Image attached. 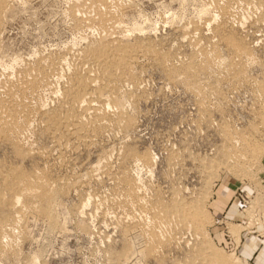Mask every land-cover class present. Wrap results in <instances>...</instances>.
I'll return each mask as SVG.
<instances>
[{
    "label": "rangeland",
    "instance_id": "1",
    "mask_svg": "<svg viewBox=\"0 0 264 264\" xmlns=\"http://www.w3.org/2000/svg\"><path fill=\"white\" fill-rule=\"evenodd\" d=\"M75 1H0L2 68L26 65L62 91L26 99L23 136L0 133V264H205V254L216 264L211 250L255 264L257 252L245 260L239 249L264 236V0H119L127 32L108 38L84 26ZM84 94L92 104L77 102ZM64 116L82 124L62 126ZM224 196L230 215L215 205ZM180 205L190 229L173 221Z\"/></svg>",
    "mask_w": 264,
    "mask_h": 264
},
{
    "label": "bare ground",
    "instance_id": "2",
    "mask_svg": "<svg viewBox=\"0 0 264 264\" xmlns=\"http://www.w3.org/2000/svg\"><path fill=\"white\" fill-rule=\"evenodd\" d=\"M0 1H2V0H0ZM4 1V0H3ZM77 1V0H76ZM75 1V2H76ZM223 1V0H222ZM220 2V3H223V2ZM232 1V0H231ZM239 1V0H238ZM118 2H119V0H81L79 3H78V1H77V3H78V9H76L75 10V12H76V14L78 15V16H80L78 19H80V21L82 22V23H84V26H86V28H92V29H94V31H96L98 34H100L101 35V37L102 38H108L109 36H111L112 34H114V33H119V34H124V32H127V31H123L122 30V28H121V26H120V24H119V22H118V20L119 19H122V18H119L118 20H117V16H116V14H115V12L117 13V9L116 10H114V9H112L114 6H116L117 4H118ZM249 2V1H248ZM252 2V1H251ZM256 1H254V3H255ZM5 3V2H4ZM73 3V2H72ZM125 3H127V2H125ZM124 3V4H125ZM209 3V2H208ZM230 3V2H229ZM231 3H233V1L231 2ZM235 3V2H234ZM240 3V2H239ZM250 3V2H249ZM120 4V3H119ZM124 4H122L123 6H124ZM128 4V3H127ZM130 4V3H129ZM206 4V3H205ZM224 4H226V3H224ZM241 4V3H240ZM246 4V3H245ZM252 4V3H251ZM259 4H261V2L259 3ZM3 5H5V4H3ZM71 5V4H70ZM74 5V4H73ZM207 5V4H206ZM205 5V6H206ZM212 5V4H211ZM220 5H222V4H220ZM120 6V5H119ZM128 6V5H127ZM207 6H210V5H207ZM206 6V7H207ZM218 6V5H217ZM216 6V7H217ZM234 6H236V5H234ZM238 6H240V5H238ZM242 6V5H241ZM240 6V7H241ZM254 6H257V8H258V5H254ZM261 6H262V4H261ZM2 7H4V6H2ZM75 7V6H74ZM72 8V9H75V8H77V5H76V7L75 8ZM103 7V8H102ZM117 7H118V5H117ZM121 7V6H120ZM223 7H225L224 5H223ZM239 7V8H240ZM245 8L247 7V6H244ZM122 8V7H121ZM121 8H119V9H121ZM209 7H207L206 9L207 10H205V11H208L209 9H208ZM211 8V7H210ZM231 8H232V6H231ZM238 8V7H237ZM249 8H250V5H249ZM259 8H261L260 6H259ZM259 8H258V12H259ZM0 9H1V7H0ZM72 9L70 10V11H72ZM217 9V8H216ZM219 9H220V6H219ZM241 9V8H240ZM255 9H256V7H255ZM226 10H227V8H226ZM233 10H236V9H233ZM239 10V9H238ZM242 11H243V8L241 9ZM245 10V9H244ZM69 11V10H68ZM115 11V12H114ZM122 11V10H121ZM120 11V12H121ZM205 11H204V13H205ZM215 11V10H214ZM220 11V10H219ZM223 11V10H222ZM231 11V10H230ZM246 11H247V9H246ZM253 11V10H252ZM260 11H262V9L260 10ZM123 12V11H122ZM213 12V11H212ZM215 12H217V11H215ZM221 12V11H220ZM248 12H250V11H248ZM218 13V12H217ZM231 13V12H230ZM235 13H237L236 11H235ZM233 14V15H237V14ZM247 13V12H246ZM251 13V12H250ZM249 13V14H250ZM255 13H257L256 11H255ZM71 14V13H70ZM75 14V15H76ZM219 14V13H218ZM238 14H240V13H238ZM259 14H261V12L259 13ZM258 14V15H259ZM72 15V14H71ZM76 15V16H77ZM215 16L214 17H216L217 18V14L215 13L214 14ZM217 15V16H216ZM245 15V14H244ZM247 15V14H246ZM252 15H254L253 14V12H252ZM201 16V15H200ZM203 16V15H202ZM220 16V15H219ZM248 16V15H247ZM249 16H251V15H249ZM255 16V15H254ZM227 17V16H226ZM235 17V16H234ZM233 17V18H234ZM237 17V16H236ZM235 17V18H236ZM243 16H241V18H242ZM256 17V16H255ZM1 18V17H0ZM220 18V17H219ZM224 18V17H223ZM234 18V19H235ZM246 18V17H245ZM249 18V17H248ZM251 18V17H250ZM70 19V18H69ZM74 19H76V18H74ZM77 19V20H78ZM203 19V18H202ZM232 19V18H231ZM243 19V18H242ZM241 19V20H242ZM71 20V19H70ZM226 20V19H225ZM244 20V19H243ZM200 21V20H199ZM219 21H221V20H219ZM240 21V20H239ZM238 21V22H239ZM80 22V23H81ZM120 22H121V20H120ZM79 23V24H80ZM204 23V22H203ZM240 23H242V22H240ZM77 24V23H76ZM75 24V25H76ZM207 24V23H206ZM80 26V25H79ZM82 26V25H81ZM83 26V27H84ZM77 27V26H76ZM124 27H125V25H124ZM123 27V28H124ZM78 28V27H77ZM84 29V30H87V29ZM80 29H82V28H80ZM90 29H88V30H90ZM139 29V28H138ZM137 28H136V30H138ZM140 30V29H139ZM130 31V30H129ZM90 32H91V30H90ZM97 33L95 34L96 35V37L98 36L97 35ZM128 34V33H127ZM126 34V35H127ZM116 35V34H115ZM118 36V35H117ZM128 36V35H127ZM100 37V36H99ZM99 37H98V39H99ZM122 37V36H121ZM116 39V38H115ZM114 40V38H112V41ZM97 41V40H96ZM99 41H100V39H99ZM115 41L116 40H114V43H115ZM111 42V41H110ZM100 43V42H99ZM98 43V44H99ZM101 43H103V41L101 42ZM107 44L109 43V42H106ZM105 43V44H106ZM104 44V43H103ZM119 44V43H118ZM228 44H230V43H228ZM231 45V44H230ZM107 46V45H106ZM110 46H112V45H110ZM200 46H201V44H200ZM232 46V45H231ZM96 48H97V45L95 46ZM198 46H196L195 48H197ZM239 47V46H238ZM238 47H237V49H238ZM108 48V47H107ZM107 48H105V49H107ZM110 48V47H109ZM199 48V47H198ZM147 49V48H146ZM235 49V48H234ZM92 50V49H91ZM142 50V49H141ZM240 50H241V48H240ZM239 50V51H240ZM92 51H94V50H92ZM96 51V50H95ZM130 51V50H129ZM134 51H136V50H134ZM230 51H231V49H230ZM237 51V50H236ZM87 52V51H86ZM101 52V51H100ZM244 52V51H243ZM242 52V53H243ZM68 53V52H67ZM89 54H90V52H88ZM94 53V52H93ZM95 53H97V51L95 52ZM103 53V52H102ZM115 53V52H114ZM130 53V52H129ZM134 53V52H133ZM139 53V52H138ZM147 53V52H146ZM150 53H152V52H150ZM238 53H240V52H238ZM91 54H92V52H91ZM99 54V53H98ZM148 54V53H147ZM245 54V53H244ZM80 55V54H79ZM82 55V54H81ZM84 55V54H83ZM88 55V54H87ZM97 55V54H96ZM107 55V54H106ZM209 55V54H208ZM243 55V54H242ZM95 55H93V57H94ZM99 56V55H98ZM206 56V55H205ZM241 56V55H240ZM244 56V55H243ZM246 56V55H245ZM236 57V56H235ZM47 58V57H46ZM45 58V59H46ZM51 58H53V57H51ZM81 58V57H80ZM88 58H90V55L88 56ZM103 58V57H102ZM111 58V57H110ZM202 58V57H201ZM210 58V57H209ZM41 59H43V58H41ZM54 59V58H53ZM56 59V58H55ZM54 59V60H55ZM83 59V58H82ZM82 59H80L81 61H83ZM87 59V58H86ZM86 59H85V62H86ZM116 59V58H115ZM123 59V58H122ZM127 59V58H126ZM206 59V58H205ZM40 60V59H39ZM47 60H48V58H47ZM47 60H46V62H47ZM76 60H78V61H80L79 59H76ZM89 60V59H88ZM109 60V59H108ZM127 60H129V59H127ZM243 60V59H242ZM53 61V60H52ZM60 61V60H59ZM58 61V62H59ZM126 60H124V62H125ZM132 61V60H131ZM199 61H201V60H199ZM24 62V61H23ZM38 62V61H37ZM41 62H42V60H41ZM46 62H45V64H46ZM48 62H50V61H48ZM47 62V63H48ZM57 62V61H56ZM63 62V61H62ZM88 62V61H87ZM99 62H100V59H99ZM115 62V61H114ZM122 62V61H121ZM120 62V63H121ZM196 62V61H195ZM205 62V61H204ZM204 62L202 61V65L204 64ZM1 63V62H0ZM9 63V62H8ZM19 63H21V62H19ZM53 63V62H52ZM51 63V64H52ZM54 63H55V61H54ZM53 63V64H54ZM61 63V62H60ZM60 63H59V65H60ZM105 63H108V62H106V60H105ZM110 63V62H109ZM112 63V62H111ZM126 63H129V62H127L126 61ZM199 63H201V62H199ZM198 63V64H199ZM16 64H17V62H16ZM16 64L14 63V66H16ZM25 64V63H24ZM29 65H31L30 63H28ZM27 64V65H28ZM40 64V63H39ZM42 64V63H41ZM40 64V65H41ZM62 64V63H61ZM82 64V63H81ZM84 64H87V63H84ZM96 64V63H95ZM133 64V63H132ZM197 64V65H198ZM36 65V64H35ZM58 65V66H59ZM75 66H76V64H74ZM83 65V64H82ZM123 65V64H122ZM192 65V64H191ZM12 66V65H11ZM23 66H25V68L23 69V73H14L13 71L17 68H14V70L13 69H11L10 70V68L8 67V69L5 67L4 69L2 68V66L0 65V76H1V74L3 73V75H4V78H3V80H0V92H2V93H6L3 97L2 96H0V133H2V134H10L12 137H19L21 134H22V132H23V130L24 129H26L25 127H27L29 124H28V121L27 120H25V116H26V119H30V118H32L31 116L33 115V112H34V110H31V108H29V104H27V101H26V99L28 100V98H30L31 100L32 99H35V100H41V98L43 97V95L47 92L48 94L49 93H54V92H60L59 91V87L58 86H60V85H58L57 87L58 88H56V89H58V90H55V89H53L52 87H54L53 85L52 86H50V84L52 83V82H48L47 80L49 79V77L48 76H42L44 73L43 72H45V71H43L42 73V75L41 74H39L37 71V69H38V67H35L34 65V68H37L36 70L37 71H34V70H30V69H28L27 67H26V65H23ZM39 66V65H38ZM50 66H52L53 67V65H50ZM56 66H57V64H56ZM83 66H85V65H83ZM82 66V67H83ZM112 66H115V65H112ZM193 66V65H192ZM4 67V66H3ZM21 67V66H20ZM42 67V66H41ZM197 67V66H196ZM200 67H203V66H200ZM12 68V67H11ZM19 68V67H18ZM43 68H44V66H43ZM76 68V67H75ZM84 68V67H83ZM94 68V67H93ZM92 68V69H93ZM117 68V67H116ZM125 68V67H124ZM129 68V67H128ZM187 68V67H186ZM22 69V68H21ZM33 69V68H32ZM78 69H80L81 70V67L80 68H78ZM194 69V68H193ZM199 69H201V68H198L197 70H199ZM13 70V71H12ZM39 70H40V67H39ZM48 70V69H47ZM76 70H77V68H76ZM80 70H77V71H80ZM84 70H86V69H84ZM17 71V70H16ZM83 71V70H82ZM117 71H119V70H117ZM188 71V70H187ZM194 71V70H193ZM18 72H20V71H18ZM55 72V71H54ZM53 72V73H54ZM57 72H58V70H57ZM61 72V71H60ZM72 72H75V71H72ZM71 72V73H72ZM92 72V71H91ZM191 72H192V70H191ZM195 72V71H194ZM49 73V72H48ZM59 73V72H58ZM62 73V72H61ZM70 73V74H71ZM80 73V72H79ZM125 73H126V71H125ZM189 73H190V71H189ZM193 73V72H192ZM46 74V73H45ZM57 74V73H56ZM81 74V73H80ZM90 74H92V73H90ZM116 74V73H115ZM2 75V76H3ZM50 76H51V72H50V74H49ZM53 75V74H52ZM60 74H58V76H59ZM65 75V74H64ZM57 76V77H58ZM63 76V75H62ZM74 76V75H73ZM126 76V75H125ZM66 77V76H65ZM65 77H64V80H65ZM68 77V76H67ZM85 77V76H84ZM124 77V76H123ZM51 78V77H50ZM56 78V77H55ZM69 78H70V76H69ZM90 78V77H89ZM89 78H88V80H89ZM95 78V77H94ZM52 79H53V77H52ZM59 78H57V80H58ZM75 79H77V76H76V78ZM80 79V78H79ZM81 79H82V77H81ZM87 79V78H86ZM51 80V79H50ZM54 80H56V79H54ZM60 80H62L61 78H60ZM59 80V81H60ZM72 80V79H71ZM70 80V81H71ZM83 80V79H82ZM126 80V79H125ZM63 81V80H62ZM94 81V79H93V77H91V79L88 81V84H91L92 82ZM53 82H55V81H53ZM57 82V81H56ZM77 82V81H76ZM79 82V81H78ZM35 83V85H36V83H39V84H37L38 86H35V87H33L32 85ZM50 83V84H49ZM58 83V82H57ZM56 83V84H57ZM71 83V82H70ZM73 83V82H72ZM71 83V84H72ZM102 83H104V81L102 82ZM119 83V82H118ZM54 84V83H53ZM59 84V83H58ZM82 84V83H81ZM93 84V83H92ZM106 84V83H105ZM61 85H63V84H61ZM68 85V84H67ZM73 85V84H72ZM114 85V84H113ZM29 86H32L33 88L32 89H30V90H28L30 87ZM70 86V85H69ZM84 86H85V84H84ZM97 86V85H96ZM103 86V85H102ZM110 86V85H109ZM74 87V86H73ZM82 87V86H81ZM55 88V87H54ZM62 89H63V86H62ZM99 89V88H98ZM93 91V90H92ZM102 91V90H101ZM112 91V90H111ZM114 91V90H113ZM257 91V90H256ZM58 92L57 93H55V94H58ZM91 92V91H90ZM94 92V91H93ZM104 92V91H103ZM61 93V95H62V91L60 92ZM258 94V93H257ZM47 95V94H46ZM50 95V94H49ZM60 95V96H61ZM66 95V94H65ZM71 95V94H70ZM88 95V94H87ZM87 95H82V96H80L79 97V101H77L79 104H83L85 101H88V102H92V99L90 98V97H87ZM91 95H93L92 93H91ZM105 95V97L104 98H108V94L106 95V94H104ZM264 95V94H263ZM53 96H55V95H53ZM72 96V95H71ZM45 97V96H44ZM66 97V96H65ZM78 97V96H77ZM99 97H101V96H99ZM47 98V97H46ZM49 98V97H48ZM64 98V97H63ZM62 98V99H63ZM67 98H70V97H68L67 96ZM101 98H103V97H101ZM110 98V97H109ZM115 98V97H114ZM259 99H260V97H258ZM29 99V100H30ZM43 99V98H42ZM51 99V98H50ZM65 99V98H64ZM49 100V99H48ZM70 100H71V98H70ZM94 100V99H93ZM99 101H100V99H98ZM264 100V99H263ZM42 101H45V99L44 100H42ZM32 102V101H31ZM30 102V103H31ZM37 102V101H36ZM66 102V101H65ZM71 102V101H70ZM96 102V101H95ZM43 103V102H42ZM107 103V102H106ZM40 104V103H39ZM92 104V103H91ZM95 105H97V104H95ZM103 105H105V103H103ZM106 105H108V104H106ZM105 105V106H106ZM116 105V104H115ZM114 105V106H115ZM32 106V105H31ZM38 106V105H37ZM65 106V105H64ZM89 106V105H88ZM100 106V105H99ZM102 106V105H101ZM113 106V105H112ZM20 107H22V108H20ZM36 107V106H35ZM39 107V106H38ZM81 106H79L78 108H80ZM84 107V106H83ZM110 107H111V105H110ZM109 107V108H110ZM19 108H20V110H19ZM92 108V107H91ZM94 108V107H93ZM96 108V107H95ZM94 108V109H95ZM106 108H108V107H106ZM108 108V110H110ZM18 109V110H17ZM22 109V110H21ZM32 109H34V108H32ZM39 109H41V107L39 108ZM60 109H62V108H60ZM66 109V108H65ZM68 109V108H67ZM84 109V108H83ZM98 109V108H97ZM76 110H78L77 109V107H76ZM90 111L92 110V109H89ZM88 110V112H90ZM99 111V110H98ZM97 111V112H98ZM106 112H107V109L105 110ZM110 111H112V109L110 110ZM71 112V111H70ZM95 112H96V110H95ZM102 112V111H101ZM32 114V115H30L29 117L30 118H28L27 116L29 115V114ZM36 113V112H35ZM38 113V112H37ZM36 113V114H37ZM42 113V112H41ZM54 113V112H53ZM52 113V114H53ZM65 113V112H64ZM104 113V112H103ZM110 113V112H109ZM71 115H72V113H70ZM78 114V113H77ZM88 114V113H87ZM63 115H65V114H63ZM67 115V114H66ZM94 115V114H93ZM101 115L102 114H100L99 116L101 117ZM54 116V115H53ZM58 116V115H57ZM23 117V118H22ZM59 117H60V115H59ZM58 117V118H59ZM65 117V116H64ZM63 117V118H64ZM78 117H81V116H78ZM83 117V116H82ZM85 117V116H84ZM83 117V118H84ZM96 117V116H95ZM21 118L23 119L22 121H21ZM34 118V117H33ZM54 118H55V116H54ZM99 118V117H98ZM102 118V117H101ZM104 118V117H103ZM46 119H48V118H46ZM60 119V118H59ZM81 119V118H80ZM86 119V118H85ZM84 119V120H85ZM89 119V118H88ZM91 119V118H90ZM90 119H89V122H91L90 121ZM97 119V118H96ZM100 119V118H99ZM32 120V119H31ZM49 120V119H48ZM82 120V119H81ZM81 120H79V118H72V116H71V118L70 117H65L64 119H63V123L64 124H62L61 122V119H60V121L61 122H59V124L61 123V125L62 126H69V125H71V124H74L75 122H78V124L80 123V121ZM101 120H104V119H101ZM86 121V120H85ZM93 121V120H92ZM98 121V120H97ZM96 121V122H97ZM45 122V121H44ZM103 122H105V121H103ZM54 123V122H53ZM101 123V122H100ZM28 124V125H27ZM78 124H76V125H78ZM80 124H82V123H80ZM54 125V124H53ZM83 125H85V123L83 124ZM82 125V126H83ZM43 126H44V124H43ZM55 126V125H54ZM59 126V125H58ZM88 126V125H87ZM92 126H94V125H92ZM97 126V125H96ZM53 127V126H52ZM76 127V126H75ZM74 127V125H73V128H75ZM90 127V126H89ZM95 127V126H94ZM48 128V127H47ZM55 128H56V126H55ZM72 128V127H71ZM79 128H80V126H79ZM49 129H51V128H49ZM62 129H64V128H62ZM70 129V128H69ZM76 129V128H75ZM81 129V128H80ZM79 129V130H80ZM88 129H90V128H88ZM92 129V128H91ZM91 129H90V132H91ZM68 130V129H67ZM71 130V129H70ZM83 130H86V129H83L82 128V131ZM58 131V130H57ZM60 131V130H59ZM58 131V132H59ZM69 131V130H68ZM77 129H76V131H70V132H68L69 133V136L71 135H77ZM92 131H93V129H92ZM67 132V131H66ZM55 133H56V131H55ZM61 133V132H60ZM65 133V132H64ZM23 134H25V133H23ZM23 134L21 135V136H23ZM53 134V133H52ZM9 135V136H10ZM62 135H63V132H62ZM3 136V135H2ZM66 136H67V134H66ZM79 136V135H78ZM226 136V135H225ZM81 137V136H80ZM11 138V137H10ZM22 138V137H21ZM20 138V139H21ZM58 138V137H57ZM61 138V137H60ZM64 138V137H63ZM226 138V137H225ZM228 138V137H227ZM66 139V138H65ZM22 140H23V138H22ZM54 140V139H53ZM14 141V140H13ZM17 141V140H16ZM63 141V140H62ZM229 141H230V139H229ZM232 141V140H231ZM230 141V142H231ZM20 142V141H19ZM235 142V141H234ZM233 144V143H232ZM238 144V143H237ZM250 144V143H249ZM248 144V145H249ZM252 147V146H251ZM250 151V150H249ZM230 154V153H229ZM233 158V157H232ZM143 159V158H142ZM229 159V158H228ZM138 161V160H137ZM142 162H144V160H142ZM146 162V161H145ZM227 162V161H226ZM233 162H235V160L233 161ZM147 164V162L145 163V165ZM14 181H15V179H13ZM25 182V181H24ZM39 182V181H38ZM43 182V181H42ZM3 183V182H2ZM37 183V182H36ZM4 184H5V179H4ZM44 184V183H43ZM47 184V183H46ZM37 185H38V183H37ZM2 186V185H1ZM6 186V185H5ZM48 186V185H47ZM7 187V186H6ZM133 191V190H132ZM135 192H136V194H137V191L136 190H134ZM24 192H27V191H24ZM24 192H22V194L24 193ZM132 193V192H131ZM134 193V192H133ZM30 194H32V193H30ZM35 194H37L36 192H35ZM138 194H139V191H138ZM137 194V195H138ZM39 195V194H38ZM38 195H33L32 197H37ZM133 196H134V194H132ZM23 196H26V195H24L23 194ZM29 195H28V192H27V196L26 197H28ZM207 197V196H206ZM29 198V197H28ZM30 198H31V196H30ZM200 199V198H199ZM202 199H203V197H202ZM15 202H17V201H15ZM144 202V201H143ZM145 203V202H144ZM199 203V202H198ZM203 203V202H202ZM17 204V203H16ZM197 204V203H196ZM205 204V203H204ZM204 204H199L200 206H202V205H204ZM191 205V204H190ZM198 205V206H199ZM143 206V205H142ZM199 206V207H200ZM14 207H15V205H14ZM144 208V207H143ZM197 208V207H196ZM157 209V208H156ZM156 209H154L155 211H157ZM199 209V208H198ZM200 209H202V208H200ZM143 210V209H142ZM162 209H160L159 211H161ZM171 210H173V209H171ZM194 211V210H193ZM162 212H163V210H162ZM197 212V211H196ZM195 212V213H196ZM155 213V212H154ZM173 217H174V219L175 220H173L174 222H176V224H177V226L178 225H183L184 226V228H189L190 227V225L191 224H193V220H192V217H193V212L191 211V209H189L188 207H186V206H178L177 208H174V210H173ZM147 214V213H146ZM159 214V213H158ZM145 216V215H144ZM18 217V216H17ZM194 217H195V214H194ZM197 217V216H196ZM20 218V217H19ZM18 218V219H19ZM152 219V218H151ZM153 219H155V218H153ZM194 219V218H193ZM9 221V220H8ZM15 222V221H14ZM199 222V221H198ZM8 223H10V222H8ZM158 223H160V222H158ZM5 224H7V223H4L3 225H5ZM157 224V223H156ZM155 223H154V225H156ZM202 224V223H201ZM2 225V226H3ZM12 225H15V223L14 224H12ZM18 225V224H17ZM17 225H15V226H17ZM20 225V224H19ZM160 225H163V226H165L164 225V223L163 224H160ZM172 225H174V224H172ZM171 225V226H172ZM195 225V224H194ZM1 226V225H0ZM6 226V225H5ZM157 226H159V225H157ZM163 226H161V227H163ZM175 226V225H174ZM173 226V227H174ZM182 226V227H183ZM186 226V227H185ZM193 226V225H192ZM4 227V226H3ZM12 227V226H11ZM10 226H9V228L10 229H12L13 228V230H14V227H12L11 228ZM18 227H20V226H18ZM145 227L147 228V225H145ZM149 227V226H148ZM155 227V226H154ZM172 227V228H173ZM180 227V226H179ZM193 227H195L196 229H197V227L196 226H193ZM204 227V226H203ZM2 228V227H1ZM5 228H7V227H5ZM164 228H166V227H164ZM191 228V227H190ZM189 228V229H190ZM8 229V228H7ZM145 229V228H144ZM143 229V230H144ZM154 229L155 228H153V231H154ZM173 229H175V228H173ZM188 229V230H189ZM9 230V229H8ZM19 230V229H18ZM148 230V229H147ZM151 230V229H150ZM149 230V231H150ZM199 230V229H198ZM1 231H3V229H1ZM10 231V230H9ZM17 231V230H16ZM16 231H14L13 233H15ZM149 231H147V232H149ZM12 232V231H11ZM146 231H145V233H147ZM3 233V232H2ZM149 233H152V230H151V232H149ZM154 233V232H153ZM152 233V234H153ZM16 235H18V233H15ZM15 234H13V235H15ZM196 234V233H195ZM3 235V234H2ZM5 235H7V234H5L4 233V235L3 236H5ZM150 235V234H149ZM197 236V235H196ZM6 237V236H5ZM15 237V236H14ZM19 237V236H18ZM198 237V236H197ZM1 238H3L2 236H1ZM15 238H17V237H15ZM149 238V237H148ZM199 238V237H198ZM197 238V239H198ZM203 238V237H202ZM9 239H11V238H9ZM2 240H4L3 242H5L6 240H5V238H3V239H1L0 240V242L2 243ZM8 240V239H7ZM15 240V239H14ZM16 240H18V239H16ZM15 240V241H16ZM150 240V239H149ZM13 241V240H12ZM14 241V242H15ZM9 242V241H8ZM17 242V241H16ZM201 242V241H200ZM206 242V241H205ZM10 243V242H9ZM207 243V242H206ZM4 244H7V243H4ZM4 244H2L3 246H5ZM11 244V243H10ZM14 244H16V243H14ZM13 245V244H12ZM205 245V244H204ZM204 245H203V247H204ZM7 247H10V245L9 246H7ZM7 247H6V250H7ZM207 247V246H206ZM205 247V248H206ZM9 249V248H8ZM207 250L209 249V247L208 248H206ZM206 249H202L201 251H205ZM5 251V250H4ZM9 250H7V252H8ZM1 253H3V255H5V253L2 251ZM200 254H202V252L200 253ZM203 254H204V252H203ZM211 254H213V257L216 259V264H230V260H228L227 258H225V257H222V256H220L219 255V253H216V252H214V251H212L211 250ZM6 255H7V253H6ZM205 255H207V254H205ZM205 255H202L201 257H200V261L202 262V263H205V264H214L213 263V261H212V259L211 258H208L207 256H205ZM192 262V261H191ZM190 262V263H191ZM186 264V263H185Z\"/></svg>",
    "mask_w": 264,
    "mask_h": 264
},
{
    "label": "crops",
    "instance_id": "3",
    "mask_svg": "<svg viewBox=\"0 0 264 264\" xmlns=\"http://www.w3.org/2000/svg\"><path fill=\"white\" fill-rule=\"evenodd\" d=\"M220 204H224L220 214L223 213V211H228V210L229 211L227 212V215L232 214L233 209L230 208V206L227 208V210L225 209L228 204V199H226L225 196L219 197V200H217V203H215L217 207ZM235 224L240 225L238 223ZM241 233L242 231L239 233V238H241ZM243 239L244 241L243 242L241 241L242 243L240 244L239 251L241 255L244 256L245 260H248L250 257L252 258L253 255L257 252L254 257L255 264H264V236L258 233L257 235L246 236Z\"/></svg>",
    "mask_w": 264,
    "mask_h": 264
}]
</instances>
